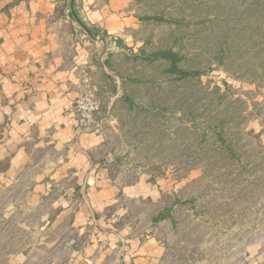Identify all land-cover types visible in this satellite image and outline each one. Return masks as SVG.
<instances>
[{"label": "rangeland", "instance_id": "1", "mask_svg": "<svg viewBox=\"0 0 264 264\" xmlns=\"http://www.w3.org/2000/svg\"><path fill=\"white\" fill-rule=\"evenodd\" d=\"M135 9L140 26L112 63L129 101L111 76L98 91L100 117H112V173L160 179L163 189L156 199L124 197L123 217L178 227L177 264H247L254 245L264 249V0H137ZM168 48L199 73L171 81L166 62L131 57ZM26 194L12 192L2 227L29 226Z\"/></svg>", "mask_w": 264, "mask_h": 264}, {"label": "crops", "instance_id": "2", "mask_svg": "<svg viewBox=\"0 0 264 264\" xmlns=\"http://www.w3.org/2000/svg\"><path fill=\"white\" fill-rule=\"evenodd\" d=\"M136 1H79L86 23L107 40L105 62L131 46ZM99 54V43L77 30L68 0H0V189L32 180L25 199L34 216L28 245L1 264H177L184 255L178 227H163L168 219L137 227L123 217L124 197L156 199L163 188L160 179L112 173V117H103V132L77 130L79 69L88 68L98 88L111 78ZM261 244L247 264H264Z\"/></svg>", "mask_w": 264, "mask_h": 264}, {"label": "built area", "instance_id": "3", "mask_svg": "<svg viewBox=\"0 0 264 264\" xmlns=\"http://www.w3.org/2000/svg\"><path fill=\"white\" fill-rule=\"evenodd\" d=\"M78 73L80 74L81 79L74 85L77 96L74 99L72 106V111L78 120L77 130L79 133L91 131L103 132L104 119L100 116L103 111L104 103L99 96L98 85L88 68L81 67ZM30 184H32V180L29 179L18 182L16 186H7L0 189V240L2 241L0 243V264L2 263V260H5L18 249H24L29 243V238H31V227H14L13 223H10L12 227H2L5 222L4 217H6V213H4L5 207L9 204L10 206H14V204L17 203V200H10V195L13 191L18 190L19 188L28 191V189H30ZM64 188V185H57L56 192L59 194L63 192ZM7 200L13 202L6 203ZM80 201L74 202V207L80 206ZM33 224V221H29V226ZM20 229L26 233V239L22 241H19L18 239ZM3 235H6V237ZM7 238L9 241L6 240Z\"/></svg>", "mask_w": 264, "mask_h": 264}, {"label": "trees", "instance_id": "4", "mask_svg": "<svg viewBox=\"0 0 264 264\" xmlns=\"http://www.w3.org/2000/svg\"><path fill=\"white\" fill-rule=\"evenodd\" d=\"M147 19H150L146 17ZM224 47V46H223ZM222 47V48H223ZM225 50V49H224ZM223 52V49H221V53ZM132 58L134 59H148L150 61H156L159 60L161 62H166L167 68L166 73L171 76L170 80L177 81L180 79H185L189 78L190 76L196 75L199 72L194 71V70H189L181 65V62L185 59L184 55H181V53L175 51L173 48H168V49H160L158 51H154L151 53H134L131 55ZM106 64L112 68V64L109 62V60H106ZM120 74V73H119ZM122 78V85L124 84L125 78L122 74H120ZM126 101H129V97L126 95L125 97ZM134 104L131 103V106ZM165 216L164 214L161 215V217ZM159 217V218H161ZM162 219V218H161Z\"/></svg>", "mask_w": 264, "mask_h": 264}, {"label": "water", "instance_id": "5", "mask_svg": "<svg viewBox=\"0 0 264 264\" xmlns=\"http://www.w3.org/2000/svg\"><path fill=\"white\" fill-rule=\"evenodd\" d=\"M79 1L80 0H68V11L70 16L73 19L78 31H83L87 36H89L93 41H96L100 45V54H99V62L108 75L115 78L116 83V92L120 94L121 98H124L125 95L122 93V78L120 74L116 73L112 69H110L105 62V55L108 53V43L105 37L100 36L97 32H95L84 20L80 9H79ZM118 96V95H117Z\"/></svg>", "mask_w": 264, "mask_h": 264}]
</instances>
